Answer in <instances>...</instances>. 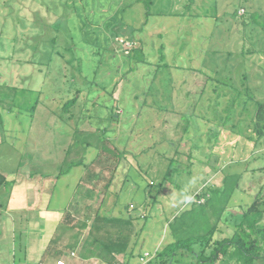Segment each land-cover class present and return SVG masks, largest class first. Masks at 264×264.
Here are the masks:
<instances>
[{
    "label": "rangeland",
    "instance_id": "374dc122",
    "mask_svg": "<svg viewBox=\"0 0 264 264\" xmlns=\"http://www.w3.org/2000/svg\"><path fill=\"white\" fill-rule=\"evenodd\" d=\"M254 12L258 24L245 28L241 21ZM235 87H251L242 97L255 100L239 105ZM258 101L264 0H0V172L8 175L0 204L33 192L38 203L25 216H5L16 220L0 230L16 235V262L38 264L45 255L34 252L38 239L47 238L54 249L66 245L68 264H95L83 260L92 256L97 213L135 218L136 241L149 252L170 239L169 221L197 193L240 174L224 214L233 224L264 176V137L252 139L247 113ZM79 126L115 149V171L113 160L90 163L97 147L81 154L84 137L69 149ZM81 158L83 165L61 172ZM26 177L30 189L18 194ZM221 228L220 236L232 232ZM12 241H0L3 258L13 257ZM26 246L31 252L21 251Z\"/></svg>",
    "mask_w": 264,
    "mask_h": 264
},
{
    "label": "trees",
    "instance_id": "16d2710c",
    "mask_svg": "<svg viewBox=\"0 0 264 264\" xmlns=\"http://www.w3.org/2000/svg\"><path fill=\"white\" fill-rule=\"evenodd\" d=\"M241 6L245 5L242 4L239 7ZM239 7L236 8L235 15ZM147 9L149 10L147 14H150L148 5ZM256 13H252L251 21H241L245 28L258 24L260 16ZM163 65L169 66L165 63ZM235 89L239 92L235 95L239 99V105H247L249 101L255 100L254 95L242 97V93L252 90L251 87L244 88V91L238 87ZM213 90L216 89L213 88ZM78 100L79 95L67 100L63 109L70 112V109L78 104ZM247 113L251 115L254 125L255 138H251L260 141L264 137V102L258 101L256 109L249 108ZM86 122L89 121L85 119L83 124ZM80 136L84 137L81 154L85 155L90 147H97L98 153L90 163L95 160L99 163L103 160L108 162L113 160L115 165L112 170L117 169V160L112 156L115 149L101 147L98 139L96 142L94 131H82L80 126L76 128L74 142L69 148L71 151L78 145ZM83 164L81 158L79 161L72 162L68 169L65 171L63 169L61 172L67 173L73 167ZM89 164L85 167H89ZM259 171H264V166L260 167ZM241 179L242 175L234 174L232 177L225 178L224 189H202L197 193L198 200L191 205V208L171 218L168 225L170 239L159 247L152 248L149 251L151 258L145 264H264V176L260 177L258 184L255 185L258 188L252 196V202L238 205L241 213L235 215L236 221L230 225L224 217L228 208L234 206L231 203L232 198L237 192L236 186ZM7 182L6 175L0 173V185ZM145 217L147 220L151 218L148 214ZM134 219L126 215L102 216L97 213L89 229V235L92 237L89 255L92 256L87 259L94 257L100 264L103 262L112 264L122 257L124 260L121 264H132L133 260L136 264L139 257L146 251L136 241L140 232L137 231ZM221 224L231 227L232 232L220 236L224 232Z\"/></svg>",
    "mask_w": 264,
    "mask_h": 264
},
{
    "label": "crops",
    "instance_id": "0c3cea01",
    "mask_svg": "<svg viewBox=\"0 0 264 264\" xmlns=\"http://www.w3.org/2000/svg\"><path fill=\"white\" fill-rule=\"evenodd\" d=\"M61 166V165H60ZM71 171V170H70ZM69 171V172H70ZM54 172V171H53ZM53 172H50L49 174L48 173H46L45 175H46V177L47 176H50V178H53L54 176L52 175L53 174ZM68 172V173H69ZM0 173H2V174H4V175H6V177H8V175L5 173V172H0ZM68 173H66V175L68 174ZM47 178H49V177H47ZM55 179L56 178H58V177H54ZM26 179V181H24V185H21V186H19V187H15V190L14 191H16V190H18L17 191V193L19 194V193H22V195H24V191H23V188L25 189V190H28V189H30L29 188V185L27 184V181H29L28 179H27V177L25 178ZM53 183V182H52ZM55 183V182H54ZM27 184V185H26ZM53 185V184H52ZM51 185V186H52ZM80 185V181L79 182H77L76 183V186L78 187ZM77 189V188H76ZM13 194V193H12ZM29 194V193H28ZM35 194H36V192H33V194L31 195V194H29L28 195V198H26L25 196H27V194H25V198H24V200H18V202L17 203H12L11 204V202L8 204V207H3V205L2 204H0V224L2 225L1 226V229L0 230H4V229H7V231L12 227H15L16 226V220L14 219V218H9V217H5L6 215H8L9 214V211H11V212H14V211H16L17 210V212H24V216H25V213H26V211L28 212V211H30L31 210V208H32V206L34 207L35 206V204L37 203L36 201H35V199L33 198L34 196H35ZM33 200V201H32ZM20 201H21V204H20ZM23 202V203H22ZM32 202V203H31ZM15 205V206H14ZM36 205H38V203L36 204ZM3 209L5 210V211H3ZM8 239V238H11L13 241H12V245H13V248H12V250L10 249V251L11 252H13L12 253V255H13V257H11L10 256V254L8 255V258H3L2 256H0V264H27V263H24V262H20V263H17L16 262V257H15V250H16V235L14 236V235H12V234H10V233H1L0 232V241L2 242H4V239ZM62 238V237H61ZM41 240H43V239H38V242H40V243H38V245L36 246V250L34 251V252H43L44 250V252H45V255H43V258L38 262V264H54L58 259H63V257H64V254H67L66 252H68V251H65L64 250V248L66 247V245L65 244H63V247H61V249H54V247H52V241H51V243H49V245H47V238L46 239H44L43 240V243H42V245H41ZM62 240H64V238L62 239ZM65 241V240H64ZM7 245H3L2 247H3V249H4V251L5 252H7V251H9V250H7V247H6ZM23 250V251H22ZM21 251L22 252H31L30 251V249H29V247L28 246H26V248H25V251H24V249H21ZM26 255H23V257H25V259H28V260H30V255H29V253H25ZM88 260H92V261H95V264H100V262L98 261V260H96L95 258H92V259H85V260H83V261H88ZM67 261V263L69 262V261H71V263H72V260H70V258L69 259H67L66 260ZM122 262V257H119V259L116 261V262H114V263H112V264H120ZM101 264H107V263H105V262H103V263H101Z\"/></svg>",
    "mask_w": 264,
    "mask_h": 264
},
{
    "label": "built area",
    "instance_id": "2783aa9c",
    "mask_svg": "<svg viewBox=\"0 0 264 264\" xmlns=\"http://www.w3.org/2000/svg\"><path fill=\"white\" fill-rule=\"evenodd\" d=\"M75 252L71 253V256H74ZM151 258V255L149 252H144L142 256L139 257L136 264H145L149 259ZM54 264H68L65 259H58Z\"/></svg>",
    "mask_w": 264,
    "mask_h": 264
},
{
    "label": "clouds",
    "instance_id": "9594fccd",
    "mask_svg": "<svg viewBox=\"0 0 264 264\" xmlns=\"http://www.w3.org/2000/svg\"><path fill=\"white\" fill-rule=\"evenodd\" d=\"M194 197L192 195H185L184 198H183V203L185 205H189L192 203Z\"/></svg>",
    "mask_w": 264,
    "mask_h": 264
}]
</instances>
